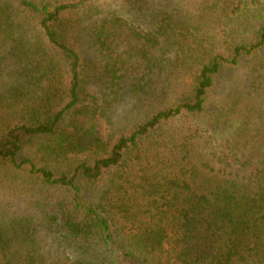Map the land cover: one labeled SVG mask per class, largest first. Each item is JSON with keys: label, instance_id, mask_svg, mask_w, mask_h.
Listing matches in <instances>:
<instances>
[{"label": "trees", "instance_id": "obj_1", "mask_svg": "<svg viewBox=\"0 0 264 264\" xmlns=\"http://www.w3.org/2000/svg\"><path fill=\"white\" fill-rule=\"evenodd\" d=\"M92 2L0 0V171L27 185L0 182V264H264V128L248 129L264 106V17L203 65L186 98L101 145L109 102L95 86L162 71L168 19L105 18L98 68L65 33ZM220 2L229 15L264 11L262 0ZM89 138L99 153L70 163ZM40 227L48 245L32 248Z\"/></svg>", "mask_w": 264, "mask_h": 264}, {"label": "rangeland", "instance_id": "obj_2", "mask_svg": "<svg viewBox=\"0 0 264 264\" xmlns=\"http://www.w3.org/2000/svg\"><path fill=\"white\" fill-rule=\"evenodd\" d=\"M225 10V5L222 6L220 0H147L142 10L129 4L128 0H93L81 12L82 19L66 27L65 33L69 41L79 46L83 54L101 68L103 60L97 52L96 35L105 18L125 13L137 15L139 23H147L146 28L147 25H156L161 19H168V34L162 44L166 60L162 71L140 78H128L130 80L123 85L111 89L101 83L95 86V90L109 102L106 116L100 120L99 125L101 145L107 143L114 130L131 129L138 125L150 109L167 107L186 98L203 65L215 54L228 53L241 38L254 37L259 24L257 18L264 17V11L260 13L253 6L243 7L237 15H229ZM152 15L156 16L153 21ZM245 72L246 69L243 71L241 68L231 76L233 79L243 80ZM138 80L141 82H137ZM226 92L220 91L217 95H212V103ZM257 109L258 114L252 118L248 129L263 132L264 106L263 109ZM244 115L246 116L245 113ZM246 118L243 116L239 120L237 117L231 128L245 124ZM96 141L94 138L86 139L83 142L84 152L70 155L69 162L75 164L99 153ZM17 180L18 184L15 182ZM25 181L19 179V176H9L6 171H0V182L9 186L12 191L26 189ZM104 188L92 191L88 195L89 199L93 200ZM27 192L31 194L24 195V198L29 201L38 195L35 189ZM34 212L40 213L37 209ZM40 231V234L28 238L32 248L37 246V249H42L48 245L46 233L41 227Z\"/></svg>", "mask_w": 264, "mask_h": 264}]
</instances>
